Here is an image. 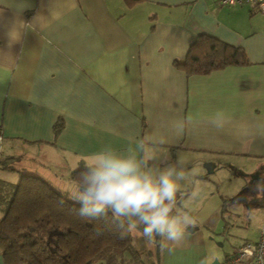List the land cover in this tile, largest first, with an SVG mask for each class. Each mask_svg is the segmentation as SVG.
Wrapping results in <instances>:
<instances>
[{
  "label": "crops",
  "instance_id": "1",
  "mask_svg": "<svg viewBox=\"0 0 264 264\" xmlns=\"http://www.w3.org/2000/svg\"><path fill=\"white\" fill-rule=\"evenodd\" d=\"M199 34L241 47L247 63L187 74L177 63ZM139 141L154 168L233 172L211 221L146 264L221 263L257 239L264 197L250 206L241 192L264 189V13L216 0H0V151L20 167L4 172L35 174L68 196L90 154Z\"/></svg>",
  "mask_w": 264,
  "mask_h": 264
},
{
  "label": "trees",
  "instance_id": "2",
  "mask_svg": "<svg viewBox=\"0 0 264 264\" xmlns=\"http://www.w3.org/2000/svg\"><path fill=\"white\" fill-rule=\"evenodd\" d=\"M142 0H126L127 5ZM241 47L199 34L183 62L187 74H205L231 64H246ZM62 128L55 123L54 134ZM13 157L2 155L0 168L15 169ZM18 170V169H17ZM84 166L71 172L79 179ZM263 196H262V195ZM241 195L250 206L263 204L264 189L253 182ZM259 195H261L259 197ZM80 205L35 174L20 172L17 182L0 178V255L3 264H130L141 263L133 236L121 239L111 214L84 219Z\"/></svg>",
  "mask_w": 264,
  "mask_h": 264
},
{
  "label": "clouds",
  "instance_id": "3",
  "mask_svg": "<svg viewBox=\"0 0 264 264\" xmlns=\"http://www.w3.org/2000/svg\"><path fill=\"white\" fill-rule=\"evenodd\" d=\"M210 123L222 127L223 115L216 113ZM173 127L177 136L183 134L181 120ZM143 153V141L124 149L103 145L87 158L84 171L67 194L80 205L82 218H108L111 214L121 239L137 236L148 250L158 246L171 251L169 245H179L196 223L190 205L201 192L195 187L184 190L185 185H195L196 172L177 164L154 168Z\"/></svg>",
  "mask_w": 264,
  "mask_h": 264
},
{
  "label": "rangeland",
  "instance_id": "4",
  "mask_svg": "<svg viewBox=\"0 0 264 264\" xmlns=\"http://www.w3.org/2000/svg\"><path fill=\"white\" fill-rule=\"evenodd\" d=\"M2 150L1 154L4 155V151ZM12 164L15 165L16 163L12 161ZM15 167L20 168L19 165H15ZM223 169L224 170L215 169L213 172L208 173L207 169L201 166L202 171L199 168V173H197L198 171H196L197 168L195 167L185 168V170L189 172L195 170L196 183L194 186L190 184L185 185L184 190L190 191L193 187H195L198 188L201 192L199 199L190 205V214L194 217L196 223L199 222L202 225H205L211 221V216L214 212V209L216 208L217 203L220 200V194L226 192V190H228V188L230 187L232 180L230 177L231 173L233 172L231 170L230 173L228 169ZM0 178L12 182H17L19 173H16L13 170L4 172V170L0 168ZM243 179H245V177ZM240 190L241 189H238L237 192H240ZM133 244L135 245L134 247L140 252L141 260L144 261L142 264L153 261L154 256H152L151 250L146 249L143 246L142 240H140L137 236H134ZM94 264H103V262H96Z\"/></svg>",
  "mask_w": 264,
  "mask_h": 264
},
{
  "label": "built area",
  "instance_id": "5",
  "mask_svg": "<svg viewBox=\"0 0 264 264\" xmlns=\"http://www.w3.org/2000/svg\"><path fill=\"white\" fill-rule=\"evenodd\" d=\"M216 3L225 6L249 4L264 13V0H216ZM219 264H264V228L260 229L256 240L234 247Z\"/></svg>",
  "mask_w": 264,
  "mask_h": 264
},
{
  "label": "water",
  "instance_id": "6",
  "mask_svg": "<svg viewBox=\"0 0 264 264\" xmlns=\"http://www.w3.org/2000/svg\"><path fill=\"white\" fill-rule=\"evenodd\" d=\"M250 180H252V179H250ZM219 263H220V261H219L218 257L216 256V257H214V259H213L211 264H219Z\"/></svg>",
  "mask_w": 264,
  "mask_h": 264
}]
</instances>
